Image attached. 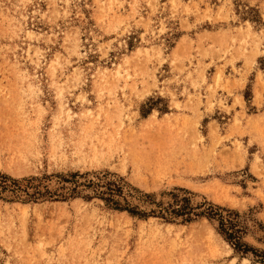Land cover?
<instances>
[{
    "label": "rangeland",
    "instance_id": "1",
    "mask_svg": "<svg viewBox=\"0 0 264 264\" xmlns=\"http://www.w3.org/2000/svg\"><path fill=\"white\" fill-rule=\"evenodd\" d=\"M74 172L147 211L186 188L264 250V0H0V173L44 192L0 195V264H263L217 220L71 194Z\"/></svg>",
    "mask_w": 264,
    "mask_h": 264
},
{
    "label": "trees",
    "instance_id": "2",
    "mask_svg": "<svg viewBox=\"0 0 264 264\" xmlns=\"http://www.w3.org/2000/svg\"><path fill=\"white\" fill-rule=\"evenodd\" d=\"M144 113L145 115L147 114V112ZM108 174L111 173L107 172L106 175ZM55 177L58 178L60 183H63L62 188H67L71 191V194L78 192V189L82 186H95L98 190L97 194L105 201L106 205L119 211L128 212L133 216L148 217L154 215L162 217L170 222H173L178 218H181L182 221L188 222L192 220V216L194 214L206 216L210 220H217L218 232L232 244L236 252L245 256L251 254L254 259L264 264V250L255 248L243 240V227L240 225V215L236 210L205 201L200 205L204 206V209L199 213H195V209L191 204V198L189 196L192 192L186 188H178L181 192H183L182 195L172 192V195L175 198L172 203L162 206V204L155 202L157 203L156 206L159 208L147 211L140 208L138 205L131 204L126 199L127 195L133 196L134 192L142 193V191L128 186L124 178L120 176L115 180H107L106 182L103 181L104 178L99 177L97 180L86 179L87 174L79 172H74L68 176L56 174ZM36 181L39 182L36 183ZM67 183H69L70 186H65ZM41 187L42 184L36 176L16 180L4 173H0V195L4 191L9 190L14 193L23 192L28 197L30 196L34 199H40L44 196V192L41 190ZM43 187L46 188L45 193H51L47 186L44 185ZM51 194H54L57 197H65V194L62 193L55 192ZM141 195L145 198V200L146 198L151 197V194L149 193H142Z\"/></svg>",
    "mask_w": 264,
    "mask_h": 264
},
{
    "label": "bare ground",
    "instance_id": "3",
    "mask_svg": "<svg viewBox=\"0 0 264 264\" xmlns=\"http://www.w3.org/2000/svg\"><path fill=\"white\" fill-rule=\"evenodd\" d=\"M244 261H248V259L247 258H244Z\"/></svg>",
    "mask_w": 264,
    "mask_h": 264
}]
</instances>
